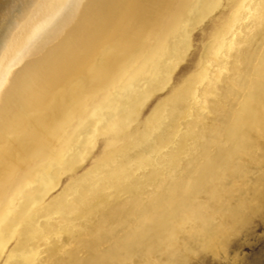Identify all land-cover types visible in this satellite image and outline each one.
Segmentation results:
<instances>
[{"label": "bare ground", "instance_id": "1", "mask_svg": "<svg viewBox=\"0 0 264 264\" xmlns=\"http://www.w3.org/2000/svg\"><path fill=\"white\" fill-rule=\"evenodd\" d=\"M132 1L0 142V264H191L264 226V0Z\"/></svg>", "mask_w": 264, "mask_h": 264}, {"label": "water", "instance_id": "2", "mask_svg": "<svg viewBox=\"0 0 264 264\" xmlns=\"http://www.w3.org/2000/svg\"><path fill=\"white\" fill-rule=\"evenodd\" d=\"M121 1L0 0V142L9 139L16 122L32 121L38 113L53 108L54 100L60 95L47 102L41 112H34L27 98L37 86L47 87L42 85L50 78L55 81L67 67L81 68V62H72L75 57L68 51L73 50L81 36L85 38L75 51L84 42H90L99 24L110 21L114 4ZM133 1H141V6L145 0ZM97 9L95 16L99 18H93ZM95 61L85 66L66 87L86 79L84 76Z\"/></svg>", "mask_w": 264, "mask_h": 264}, {"label": "rangeland", "instance_id": "3", "mask_svg": "<svg viewBox=\"0 0 264 264\" xmlns=\"http://www.w3.org/2000/svg\"><path fill=\"white\" fill-rule=\"evenodd\" d=\"M173 7L171 6V8H169L168 6L165 7V5L161 6L160 12H159L160 15L163 16V17L168 18L169 14H171V11H172ZM162 26H163V22H160V23H157V24L154 25V27H153V35H154V37H150L151 38L150 39L151 42L149 41L147 44H145L143 46V48L141 49L139 55L135 59L133 65H131L130 70L128 72H126L125 74H129L130 71L139 68L143 64V62L147 61L148 57L150 58V52L152 50V46L151 45L153 44V42L156 39L155 34L159 33V31L161 30ZM125 78H126V76L124 77L123 81L125 80ZM97 100L98 99L96 98L95 101L91 102L90 105L88 106L87 110L84 112L85 113L84 115L86 117H89L92 114V111L94 110L95 105L97 104ZM63 140H64V136L63 137L60 136L59 140L57 141V144L58 145L59 144L62 145L63 144ZM14 181L15 180H14L13 177L12 178L9 177V181L7 183L8 185L6 187H4V188L0 187V210H1V208L3 209V206L5 205V204H2V203H5L8 200L7 196H8V193H9V189H10V186L13 184ZM9 182H11V184ZM241 187H242V184L238 185L239 189H241ZM14 199H15V197H13L12 199L10 198V202H11V203L9 202L10 206H12V203H13ZM3 212H5V210H3ZM251 226H253V227H251V230H253L252 235H249V236L246 235L245 232H244L245 230L241 229V228H239L240 231L237 229V230H235V231H237L236 233L233 231L234 233L231 232L229 234V235L237 234L238 236L235 235L236 236L235 237L236 240L233 239V238H231V239H233V240H231L230 239L231 236H229V239L231 240L230 244L228 245L229 247L226 246V248H223L224 250L227 251V253L222 249V246H220V248L219 247L217 248L216 254H214V255L210 254L209 257L207 255L205 259H202L201 256L197 255V256H195L196 258L195 257L193 258L191 264H215V263L216 264H222V263L223 264H227L226 262H228V264H229V262H230V264L231 263L232 264H248V262L250 260L254 259L255 257H259L263 253V250H264V226H262L259 223V217H255L254 218L253 223H252ZM240 232H241V235H240ZM238 243H239V246L237 245ZM241 246H243V247H241ZM235 251H236V253H235ZM234 254H236V255H234ZM232 260H234L235 263H233L234 261H232ZM259 261L260 262L257 263V264H264V258H261Z\"/></svg>", "mask_w": 264, "mask_h": 264}]
</instances>
